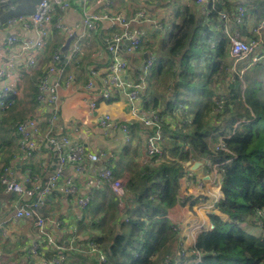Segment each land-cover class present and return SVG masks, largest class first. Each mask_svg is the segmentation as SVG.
Instances as JSON below:
<instances>
[{
    "label": "trees",
    "instance_id": "obj_1",
    "mask_svg": "<svg viewBox=\"0 0 264 264\" xmlns=\"http://www.w3.org/2000/svg\"><path fill=\"white\" fill-rule=\"evenodd\" d=\"M39 2L18 0L15 10L0 5V27H8L13 17L31 16ZM175 2L161 3L174 9L171 36L153 50L156 63L142 104L144 111H158L162 116L165 139L161 147L165 157L158 162L147 157L141 166L130 169L122 201L108 187L95 189V199L76 227V240L79 244L90 223L100 235L87 237L85 243L98 245L106 262L101 263L95 255L87 257L77 247L68 253L75 264H189L190 260L194 264L264 263V40L256 51L259 61L254 63L250 57L240 62L235 72L230 41L222 36L218 21L220 12L225 11L233 18L238 6H245L247 23L239 28L240 32L256 38L250 27L264 20V0H234L211 9L209 15L193 3ZM66 41L61 32L54 31V39L43 53L46 66L49 67L51 57L57 49L64 48ZM75 65L82 69L78 75L84 76L86 65L80 62ZM47 70L37 69L39 81L35 77L31 83L34 109L38 106V85ZM217 108L219 112H215ZM14 124L15 120L6 129V121L2 120L0 134L5 130L8 134L15 132ZM129 126L136 127L142 137L155 133L142 124ZM220 126H226L224 136L231 135L224 140V149L229 152L220 149L214 158V163H223L219 173L224 198L214 202L220 215L210 214L213 229L202 231L188 248L182 241L179 225L170 216L177 204L186 205L194 199L192 195L186 197L184 191L186 163L215 151L205 137ZM8 134L0 141V165L3 163L0 177L6 167L19 169L14 163L20 153L18 137ZM171 134L175 139L173 145L166 140ZM125 147L123 155L130 151L129 146ZM27 168L33 174L38 173L33 163L23 169ZM118 225L121 232L116 236ZM45 250L40 258L56 256V252Z\"/></svg>",
    "mask_w": 264,
    "mask_h": 264
},
{
    "label": "built area",
    "instance_id": "obj_2",
    "mask_svg": "<svg viewBox=\"0 0 264 264\" xmlns=\"http://www.w3.org/2000/svg\"><path fill=\"white\" fill-rule=\"evenodd\" d=\"M90 1L40 0L31 16L20 15L9 20V28H14L17 24H20L29 36L20 38L17 34H9L5 38L4 45H0V59L4 63V67L0 69V80L9 76L13 78L10 83L4 84L0 91V110L14 105L16 98L20 95L18 83L21 81V75L15 74L14 69L17 58L28 53H44L54 39L55 30L61 32L67 40H71L69 61L82 53V35H76V30L71 25L60 22L59 19L54 21L57 10L66 12L75 6L81 7L84 17L82 24L87 31H96L105 22L112 25L118 24L122 27L119 32L113 31L111 38L106 42V53L111 58L105 71L89 70L84 92L87 93L85 102L90 113L97 111L99 101L109 102L118 97H124L130 116L138 120L144 128L155 131L154 134L145 135L143 141L148 157L155 159L156 162L161 161L165 157L161 147V142L165 139L161 129L162 116L154 110L141 112L142 106H140L143 95L148 90V81L156 58L151 56L143 62L139 71L130 73L131 66L123 57V55H132L134 58H140L144 34L134 27L145 22H152V20L145 11H138L130 19L122 15L120 17L110 16L106 12L107 6L110 4L108 0L97 2V4L102 3V6L104 5L105 10L103 13H88ZM182 1H190L195 6L200 7L205 15H209L211 9L225 6L226 3L234 0ZM0 5L9 10H15L16 8L14 0H0ZM246 18L247 8L245 6H238L233 18H230L225 11L219 13L218 21L222 26L220 29L221 34L230 41V58L235 72L237 64L250 57L254 63L259 61L256 51L263 43L258 37L252 38L240 32L239 28L247 23ZM154 28L161 30L164 25L157 22L154 23ZM260 29H264V20L259 25L251 28L253 33L256 32L258 36V30ZM18 48L19 53H14V49ZM63 57V49H57L52 56L46 74L39 82L37 109L30 117L16 126L20 153L15 158L14 163L19 168V159L24 158L35 165V170L38 173L33 174V171L28 168L21 172L20 169L17 170L15 166H12L6 167L0 177L3 187L2 198L17 197L13 209L8 207L11 210L8 217L5 219L0 218V232L5 231L9 224L23 220L32 222L37 232L36 238L24 251L29 259H39L41 264H67L68 253L73 249L72 244L76 239L77 233L73 227H70L69 230L71 236L65 237L63 220L48 214L50 203L55 201L57 192L66 197L74 199L76 197L77 205L83 209V212L93 202L95 189L108 187L120 201L125 197V183L121 178L116 177L111 163L106 159L105 149L98 148L89 151L81 139L82 127H79L80 123L75 119L69 120L67 125L69 130L67 132L63 131L65 128H58L57 126L61 121L62 113L61 90L63 88L71 89L75 81L73 74H69V61L63 63ZM36 67L37 61L34 57L30 58L27 69L33 71ZM231 77L233 76L231 75ZM44 114L46 117L43 116ZM44 121L46 122V128L43 125ZM98 124L104 134L119 130L123 135L124 143L129 147H134V144H137L142 137L129 126L132 123L118 124L109 114L101 115ZM236 127L237 125L234 128ZM230 137L231 135L220 137L215 151L204 157V162L210 169L211 185H220V188L222 178L219 169L223 163H214V158L217 157L220 149L229 152L224 149V140ZM85 163L95 166L92 171L94 174L89 177L85 175L87 173ZM70 165L74 167L76 175L85 177L83 195H79L80 189L75 178L65 176V171ZM190 171H186V177L184 175L186 192H188L187 188L192 186L190 184L187 187V181L194 185L198 183L194 169H190ZM199 188H202V184ZM220 192L222 193L221 189ZM190 196L186 194V197ZM183 198L185 200L184 196L180 197L182 202L184 201ZM218 200V198H213V203ZM87 246L88 249L81 252L95 255L101 263L106 262V258L98 245L88 243ZM43 249H46V252H56V256L52 259L40 258L44 256L42 254ZM199 258L198 255L197 259ZM189 264H194V261L190 260Z\"/></svg>",
    "mask_w": 264,
    "mask_h": 264
},
{
    "label": "crops",
    "instance_id": "obj_3",
    "mask_svg": "<svg viewBox=\"0 0 264 264\" xmlns=\"http://www.w3.org/2000/svg\"><path fill=\"white\" fill-rule=\"evenodd\" d=\"M100 0H91L89 3L88 13H103L105 10L104 6H102V3L97 4ZM127 1V4H125L123 7L120 5L114 6L112 2L111 10L109 12H116L120 15L124 16L125 18L130 19L132 16H134L138 11H145L147 12L148 17L152 20V22H145L141 25L135 26L134 28L139 29L143 34H146L147 32H152L153 36H157L159 30H156L154 28V23L160 22L162 23V7L163 0H125ZM174 3L175 0H173ZM188 3H191L190 1H182L183 5H186ZM177 5V4H176ZM166 6V5H165ZM175 7V5H172ZM110 8V7H109ZM108 11V9H106ZM172 16L174 14L172 13ZM60 22H63L65 24L71 25L76 30V35H82V53L78 56L74 57L72 60H68V56L70 53V44L67 40L63 45V52H64V61L65 63L68 62V66L70 69L73 70V76L75 78L73 87L71 89L63 88L61 90V106H62V113H61V121L58 123V128H65L63 129L64 132H67L68 124L70 119H75L80 123L79 127H82V135L81 139L84 141L87 149L89 151H93L98 148H104L107 157L106 159L111 163L112 169H115L116 173L118 174V177L121 178L124 183L126 184L129 180V171L134 165H142L144 163V160L147 159V154L144 146L143 137L138 141L137 144H134V147H128L130 149L129 154L127 152L126 155H123L124 150L126 149L125 143L123 141V135L119 130L113 133L104 134L103 132H99L95 127L94 124H98V119L101 117V115L109 114L112 116L114 121L118 124H125V123H133V125L139 126L141 123L133 119L128 110V105L123 108L120 102H114V100H119L120 98L124 97H118L110 102L106 101H99L98 102V109L94 113H90L89 116L87 111H82L79 114L72 113V107L73 102L71 100V97L73 93L75 92H81L82 100H79L76 102V105L78 109L83 110L84 104L87 107V103L85 102V98L87 93L84 92V86L87 83L88 80V74L89 70L96 69L100 71H105V68L107 64L110 62L111 56L106 53V42L109 38H111V35L113 31L119 32L122 30V27L118 24L112 25L109 22L102 23L99 28L96 31H87V29H84V25L82 24V21L84 19L83 17V11L81 7H73V9L62 12L60 10H57L54 16V21L58 20ZM254 23V20H252ZM255 24H252L250 28L255 27ZM172 30V25L170 27ZM162 32V31H161ZM9 34H17L20 38H26L29 36V34L22 29V26L20 24H17L14 28L9 27H0V45H4L5 38L9 36ZM156 47L149 48L143 44L142 52L140 58H134L132 55H123L125 60H127L131 66L130 73H135L139 71V68H141L143 62L150 58L151 56H155L153 54V50H155ZM14 53H19V48L14 49ZM43 52L42 53H28L22 55L20 58H17L16 64H15V74L21 75V81L18 83V88L20 89V95L18 97V103L16 102V108L15 106L11 109L10 113L8 114H1L0 111V124L2 120L6 121V126L11 127L12 121L15 120V124L17 122H22L23 120L30 117L34 111L37 109L38 106L31 111V113L25 118V114L27 111L31 110L28 103L24 102V107L21 108V101L25 97H30L33 93L31 91V83L34 80L35 77L38 75L37 69H41L42 67L44 70H47L48 66H46V62L43 58ZM34 57L37 61V67L33 71H29L27 69V64L30 58ZM75 62L77 64L82 63L86 65V72L84 76H79L78 74L82 72L81 67H76ZM156 63V59H155ZM154 63V66H155ZM233 63V62H232ZM98 64L99 69H97ZM239 63L237 64V66ZM154 66L152 68V71L154 69ZM233 66V65H232ZM4 67L3 61L0 59V69ZM151 71V75H152ZM151 77V76H150ZM149 77V79H150ZM12 77H6L2 80H0V91L4 84H8L12 81ZM40 79V78H39ZM14 83V81H13ZM149 83V81H148ZM35 85V83H34ZM80 87V88H78ZM149 88V84H148ZM147 92L143 95V99L145 96L147 97ZM24 96V97H23ZM125 99V98H124ZM126 101V99H125ZM127 103V102H126ZM143 100L141 102L140 106H143ZM141 112H144L142 109ZM74 115V116H73ZM46 117V115H43ZM23 119V120H22ZM22 120V121H21ZM17 121V122H16ZM19 122V123H20ZM18 123V124H19ZM239 123L236 125L238 126ZM44 127L46 128V122L43 123ZM17 126V125H16ZM235 127V125H234ZM16 128V127H15ZM43 128V129H45ZM226 126H220L217 129L212 130L209 132V134L205 137V140L211 145L212 149L214 150L215 144L219 137L224 136V130ZM136 129V127H135ZM133 128V130H135ZM102 131V129H101ZM137 131L140 135L141 133L138 130ZM14 137H16V131L13 132ZM142 136V135H141ZM12 137V134H11ZM168 144H174V136L171 134L166 139ZM15 143H17V140H15ZM218 143V142H217ZM128 146V145H127ZM131 149L133 151L131 152ZM29 161L25 160L24 158L19 159V169L21 172H24L25 168L28 165ZM191 165L186 163L187 166L192 167L195 165L196 160H192ZM84 166L87 168V173L85 174L86 177L93 175L92 171L95 169L94 165H91L89 163H85ZM40 171V170H39ZM195 171V177L198 181H203L206 183L207 180H209V176L211 177L209 167L204 163H202L201 166H199ZM65 176H73L75 178V181L80 189V194H84L85 189V177H82L80 175L75 174L74 167L70 165L67 170L65 171ZM184 191L186 192V186L184 187ZM95 192V191H94ZM223 193V192H222ZM224 198V194L222 196ZM221 198V199H222ZM17 199L14 201L11 198L5 199L0 197V218L5 219L8 217L9 213L11 212L10 209H13V206L15 204ZM177 208L174 214L170 216L172 221L179 225V228L181 230V237L182 241L184 242L185 246L190 248L192 247L197 239V236L204 230H212L213 226L210 223V214L216 213L217 215H220V213L216 210V206L213 203V200L211 201L208 196H202L198 199H190L186 205L183 204H177ZM10 207V209H8ZM49 215H52L54 218L63 219L64 221L71 223V227H73L76 230V227L78 226L79 220L83 218V209L79 208L77 205L76 197H66L63 196L60 192H57L55 194V201H51L50 203V209H49ZM88 221H85L87 223ZM120 226V225H118ZM117 226V227H118ZM96 232V231H95ZM121 232V227H120ZM86 233V232H82ZM36 230L32 225V222L30 221H20L17 223L9 224L5 231L0 232V264H41L40 261L36 258H30L24 251L26 247H28L31 242L36 238ZM65 236V235H64ZM66 237V236H65ZM88 237V233L85 235H82V237L79 239V244L77 241V247H79V251L87 250V244L85 243L84 246L80 249V243L85 242V240ZM79 245V246H78Z\"/></svg>",
    "mask_w": 264,
    "mask_h": 264
},
{
    "label": "rangeland",
    "instance_id": "obj_4",
    "mask_svg": "<svg viewBox=\"0 0 264 264\" xmlns=\"http://www.w3.org/2000/svg\"><path fill=\"white\" fill-rule=\"evenodd\" d=\"M109 1V6H107V9H108V11H106L107 13H108V15H110V16H119L120 17V14L119 13H117L118 11H116V12H109L110 10H111V6H112V2H113V4H114V6L116 7V5L118 4V5H120L121 7H123L125 4H127V1H125V0H108ZM104 6V5H103ZM110 7V8H109ZM162 12H160L162 15L161 16H163L162 17V20H163V22H164V28L163 29H161V30H159V32H158V34H157V36H153V33L152 32H147L146 34H144V45L145 46H147V47H149V48H152L153 46L154 47H156V46H159V44L161 45H163V42H161V43H159L160 41H165V42H168L169 41V39H170V36H171V29H170V27H171V24H172V22H173V19H174V16H172V13H173V11H174V9L171 7V6H163L162 8ZM162 31V32H161ZM258 32H259V36L256 34V32H252L253 34H254V37H258V38H260L261 39V41H263L264 40V29H260V30H258ZM57 48H59V47H57ZM43 56V55H42ZM51 59H52V57H51ZM51 59H50V62H51ZM50 64V63H49ZM255 71V70H254ZM253 73V72H252ZM69 74H73V70L71 69L70 71H69ZM229 77H231V75L229 74ZM78 88H80V87H78ZM217 89V88H216ZM82 93L81 92H75V93H73V95H72V97H71V100H72V102H73V107H72V113H74V114H79V113H81L82 111H87L88 112V115L87 116H89L90 115V111H89V109H88V107H86L84 104H82L83 105V110H80V109H78V107H77V105H76V102H78L79 100H82ZM24 97V96H23ZM27 102L28 103V105L30 106V111L28 110L27 111V113L25 114V117L23 118V119H25L30 113H31V111L33 110V106L35 105L34 104V101L32 100V97L30 96V97H25L24 99H22V101H21V108L22 107H24V102ZM114 102H120L121 103V105L123 106V108H125V106H127V103H126V101H125V99L124 98H120L119 100H114ZM18 103V102H17ZM15 106V108H16V103L14 104V105H12V106H9V107H7L6 109H3V110H0L2 113L1 114H3V113H5V114H8V113H10V111H11V109L13 108ZM219 110H220V108H217V109H215V112H219ZM74 116V115H73ZM22 119V120H23ZM21 120V121H22ZM17 122V121H16ZM20 122V121H19ZM19 122H17L16 124H14L15 125V127H16V125L19 123ZM94 127L99 131V132H103V130L101 131V127L99 126V124H97V123H95L94 124ZM5 128L6 129H8L7 128V126H5ZM6 131V130H5ZM2 132L1 134H0V141H1V137H3V136H5V135H7L8 133H6V132ZM11 134H12V137H14V134L13 133H10V134H8L10 137H11ZM226 139H229V138H226ZM219 141H220V137H219V140H218V143H219ZM170 145V144H169ZM172 145V144H171ZM216 146L217 145H215V147H214V150H215V148H216ZM185 147L186 148H188L186 145H185ZM213 150V149H212ZM133 151V149H131V152ZM205 157V156H204ZM204 157H201L200 158V160H198V159H196V162H199V163H205L204 162ZM193 160H195V159H193ZM192 161V160H191ZM191 161H189V162H191ZM206 164V163H205ZM2 165H3V163H1V165H0V169L2 168ZM185 168H186V171H190V169H193L192 167L190 168V167H188L187 165L185 166ZM4 170V169H3ZM191 172V171H190ZM209 174V173H208ZM185 177H186V174H185ZM209 178L211 179V177L209 176ZM210 179L209 180H207L206 181V183H204L203 181H198V183L197 184H192V183H190L189 181H187V187L191 184L192 186H191V188H187L188 189V192H187V195H193L194 196V199H198V197L200 198V196H206V195H208L209 196V198H210V200L212 201L213 200V198H218V199H220L222 196H223V194L224 193H221L220 192V185H211V181H210ZM202 184V188H199V186ZM0 194H1V196L3 195V190H1V192H0ZM205 194V195H204ZM12 197H15V196H12ZM197 197V198H196ZM15 198H17V197H15ZM94 199H95V192H94ZM183 200H184V198H183ZM94 201V200H93ZM187 204V203H186ZM124 205V204H123ZM124 209V208H123ZM87 212V211H86ZM63 220V219H62ZM63 222H64V226H63V233H64V235L66 236V237H68V236H71V235H69V230H70V227H71V223H69V221L68 222H66V221H64L63 220ZM80 225V224H79ZM83 225V224H82ZM84 227H86V226H84ZM98 229V228H97ZM95 229H92V225L90 226V223H89V225H88V227H86V231H84V232H86V233H88V237L89 236H93V237H96V236H98V235H100V233H99V231H96ZM86 233H83L82 235H85ZM85 245V242H81L80 243V249L82 248V246H84ZM87 249H88V246H87ZM83 254H85L87 257H89L86 253H84V252H82ZM67 264H75L74 262H73V259L69 256V259H68V262H67Z\"/></svg>",
    "mask_w": 264,
    "mask_h": 264
},
{
    "label": "water",
    "instance_id": "obj_5",
    "mask_svg": "<svg viewBox=\"0 0 264 264\" xmlns=\"http://www.w3.org/2000/svg\"><path fill=\"white\" fill-rule=\"evenodd\" d=\"M17 1H18V0H14V2H17ZM67 46H69V42H68V45H67ZM188 164L191 165L190 162H188ZM201 165H202L201 163L197 162V163H195V165H193L192 167H193L194 170H196V169H197L199 166H201ZM118 234H120V226L117 227L116 236H117ZM76 245H77V243L75 242V243L73 244V246L75 247Z\"/></svg>",
    "mask_w": 264,
    "mask_h": 264
},
{
    "label": "flooded vegetation",
    "instance_id": "obj_6",
    "mask_svg": "<svg viewBox=\"0 0 264 264\" xmlns=\"http://www.w3.org/2000/svg\"><path fill=\"white\" fill-rule=\"evenodd\" d=\"M75 242L77 243V240H76V239H75ZM75 242H74V243H75ZM74 243H73V244H74ZM73 244H72V245H73ZM87 245H88V244H87ZM72 247H73L74 249H76V248H77V246H75V247H74V246H72Z\"/></svg>",
    "mask_w": 264,
    "mask_h": 264
},
{
    "label": "clouds",
    "instance_id": "obj_7",
    "mask_svg": "<svg viewBox=\"0 0 264 264\" xmlns=\"http://www.w3.org/2000/svg\"><path fill=\"white\" fill-rule=\"evenodd\" d=\"M208 231V230H207Z\"/></svg>",
    "mask_w": 264,
    "mask_h": 264
}]
</instances>
